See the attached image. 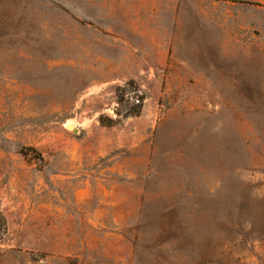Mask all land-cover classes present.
Segmentation results:
<instances>
[{"label":"rangeland","instance_id":"374dc122","mask_svg":"<svg viewBox=\"0 0 264 264\" xmlns=\"http://www.w3.org/2000/svg\"><path fill=\"white\" fill-rule=\"evenodd\" d=\"M0 208V264H264V0H0Z\"/></svg>","mask_w":264,"mask_h":264},{"label":"crops","instance_id":"0c3cea01","mask_svg":"<svg viewBox=\"0 0 264 264\" xmlns=\"http://www.w3.org/2000/svg\"><path fill=\"white\" fill-rule=\"evenodd\" d=\"M121 48L125 49L121 54H109L97 59L96 73L104 75V78H97V82L100 83L96 86L97 88L104 89L111 84H129L141 77L146 79L141 87L154 89H186L194 84L199 87L200 83L209 85L212 83L209 73L205 71L175 66V63L171 61L173 57H170L165 50L158 55L147 56L141 53H130L128 47ZM148 82L156 85L149 86ZM203 86L201 88H206V85Z\"/></svg>","mask_w":264,"mask_h":264},{"label":"trees","instance_id":"16d2710c","mask_svg":"<svg viewBox=\"0 0 264 264\" xmlns=\"http://www.w3.org/2000/svg\"><path fill=\"white\" fill-rule=\"evenodd\" d=\"M135 82H130L128 84L129 87H134ZM144 101L145 97H142L141 99H138V105H136L133 109V112L130 113V116H139L141 115L144 107ZM8 234V222L6 220L5 215L3 214L1 208H0V241L4 239Z\"/></svg>","mask_w":264,"mask_h":264},{"label":"bare ground","instance_id":"6f19581e","mask_svg":"<svg viewBox=\"0 0 264 264\" xmlns=\"http://www.w3.org/2000/svg\"><path fill=\"white\" fill-rule=\"evenodd\" d=\"M69 129H72V127H71V126H69Z\"/></svg>","mask_w":264,"mask_h":264}]
</instances>
